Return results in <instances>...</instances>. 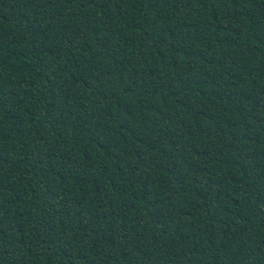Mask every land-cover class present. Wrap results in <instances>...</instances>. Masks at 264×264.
<instances>
[{
    "label": "trees",
    "instance_id": "obj_1",
    "mask_svg": "<svg viewBox=\"0 0 264 264\" xmlns=\"http://www.w3.org/2000/svg\"><path fill=\"white\" fill-rule=\"evenodd\" d=\"M0 264H264V0H0Z\"/></svg>",
    "mask_w": 264,
    "mask_h": 264
}]
</instances>
